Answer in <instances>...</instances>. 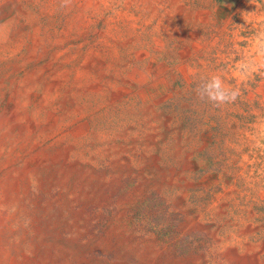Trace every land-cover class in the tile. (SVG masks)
<instances>
[{"label":"rangeland","instance_id":"1","mask_svg":"<svg viewBox=\"0 0 264 264\" xmlns=\"http://www.w3.org/2000/svg\"><path fill=\"white\" fill-rule=\"evenodd\" d=\"M60 2L0 0V264H264V0Z\"/></svg>","mask_w":264,"mask_h":264},{"label":"clouds","instance_id":"2","mask_svg":"<svg viewBox=\"0 0 264 264\" xmlns=\"http://www.w3.org/2000/svg\"><path fill=\"white\" fill-rule=\"evenodd\" d=\"M72 0H61L60 7L67 8ZM196 98L201 102L211 104L214 108L235 103L240 96L238 88L227 86L223 78L213 74L201 80L194 89Z\"/></svg>","mask_w":264,"mask_h":264},{"label":"bare ground","instance_id":"3","mask_svg":"<svg viewBox=\"0 0 264 264\" xmlns=\"http://www.w3.org/2000/svg\"><path fill=\"white\" fill-rule=\"evenodd\" d=\"M3 17V16H2ZM61 45V44H60ZM55 48V47H54ZM57 48V47H56ZM60 48H61V46H60ZM60 56V55H59ZM58 59V58H57ZM95 59V58H94ZM93 59V60H94ZM101 66V65H100ZM56 67V66H55ZM97 70H99V69H97ZM92 73V72H91ZM51 74V73H50ZM108 77V76H107ZM106 77V78H107ZM70 82V81H69ZM40 83V82H39ZM160 85V84H159ZM158 87V86H157ZM91 90H93V87H90V91ZM16 91V90H15ZM14 91V92H15ZM86 92V91H85ZM96 93V92H95ZM123 95H124V90L123 91H121L120 93H118L117 95H116V98H121V97H123ZM151 95V94H150ZM81 96V95H80ZM83 96V95H82ZM87 96V95H86ZM38 100V97L36 96V95H34V94H32L31 95V101L32 102H36ZM67 105H69V104H67ZM10 107V106H9ZM72 108V107H71ZM8 109V108H7ZM43 109V108H42ZM84 110V109H83ZM83 126H79V131H78V134H81V133H83V132H86L87 130H88V127H87V125H84V124H82ZM139 140V139H138ZM116 141V140H115ZM125 141V140H124ZM132 141V140H131ZM128 142V141H127ZM44 147V146H43ZM139 147V146H138ZM127 149V148H126ZM130 149V148H129ZM44 150V149H43ZM48 150V149H47ZM128 150V149H127ZM152 157V156H151ZM154 158H155V156H154ZM127 159V158H126ZM153 159V158H152ZM46 163H48V162H46ZM192 163V162H191ZM194 165V164H193ZM41 166H42V164H41ZM195 166V165H194ZM126 167V166H125ZM151 167V166H150ZM155 167V166H154ZM196 167V166H195ZM32 168V167H31ZM131 168V167H130ZM118 169V168H117ZM122 169V168H121ZM188 169V168H187ZM195 169V168H194ZM198 169H199V167H198ZM28 170H30V169H28ZM196 171V170H195ZM187 172V171H186ZM194 172V171H193ZM106 174V173H105ZM175 174V173H174ZM100 175V174H99ZM108 176V175H107ZM135 176V175H134ZM211 176V175H210ZM213 176V175H212ZM112 177V176H111ZM115 178V177H114ZM212 178V177H211ZM90 180V179H89ZM110 180V179H109ZM79 182H81V181H79ZM112 183V182H111ZM110 183V184H111ZM113 184V183H112ZM159 184H160V182H159ZM167 184V183H166ZM142 186V185H141ZM145 186V185H144ZM172 186V185H171ZM44 187V186H43ZM81 187V186H80ZM76 188V187H75ZM46 189V188H45ZM148 190V189H147ZM45 191V190H44ZM88 191V190H87ZM106 191V190H105ZM209 191H210V189H209ZM77 192V191H76ZM85 192V191H84ZM141 192V191H140ZM145 192H147V191H145ZM80 193V192H79ZM106 195V194H105ZM139 195V194H138ZM150 196V195H149ZM148 197V196H147ZM95 198V197H94ZM122 199V198H121ZM222 199V198H221ZM134 200V199H133ZM205 200V199H204ZM215 200V199H214ZM87 202V201H86ZM237 202V201H236ZM235 202V203H236ZM78 204V203H77ZM135 204V203H134ZM220 204V203H219ZM68 205V204H67ZM127 205V204H126ZM87 206V205H86ZM85 206V207H86ZM132 206V205H131ZM133 206H135V205H133ZM137 206V205H136ZM139 206V205H138ZM142 206V205H141ZM171 206V205H170ZM114 207V206H113ZM167 207V206H166ZM79 208V207H78ZM134 208V207H133ZM132 209V208H131ZM122 210V209H121ZM130 210V209H129ZM169 210H171V209H169ZM196 210V209H195ZM256 210V209H255ZM174 211V210H173ZM190 211V210H189ZM197 211V210H196ZM242 211V210H241ZM66 212V211H65ZM122 212V211H121ZM131 213V212H130ZM146 213V212H145ZM168 213H169V211H168ZM173 213V212H172ZM180 213V212H179ZM195 213V212H194ZM130 215H132V214H130ZM129 215V216H130ZM168 216V215H167ZM174 216V215H173ZM173 216H171V218L173 217ZM249 216H250V214H249ZM114 217V216H113ZM126 217V216H125ZM176 217V216H175ZM131 218H133V216L131 217ZM177 218V217H176ZM181 218V217H180ZM183 218V217H182ZM135 219V218H134ZM169 219V218H168ZM188 219V218H187ZM81 220V219H80ZM125 220V219H124ZM145 220V219H144ZM176 220V219H175ZM181 220V219H180ZM234 220V219H233ZM127 221V220H126ZM57 222V221H56ZM138 222V221H137ZM136 222V223H137ZM140 222H142V221H140ZM144 222V221H143ZM168 222V221H167ZM180 222V221H179ZM197 222V221H196ZM60 223H61V221H60ZM183 223V222H182ZM169 224V223H168ZM110 225H112V224H110ZM143 225V224H142ZM171 225V224H170ZM181 225V224H180ZM213 225V224H212ZM224 225V224H223ZM249 225V224H248ZM251 225V224H250ZM137 226L139 227V225L137 224ZM225 226V225H224ZM234 226V225H233ZM130 227H132V226H130ZM137 227V228H138ZM145 227H147V226H145ZM144 227V228H145ZM154 227V226H153ZM185 227V226H184ZM211 227V226H210ZM46 228V227H45ZM44 228V229H45ZM108 228V227H107ZM151 228H152V226H151ZM155 228V227H154ZM153 228V229H154ZM215 228V227H214ZM41 229V228H40ZM43 229V228H42ZM49 229V228H48ZM147 229V228H146ZM149 229V228H148ZM175 229V228H174ZM197 229V228H196ZM204 229V228H203ZM239 229V228H238ZM132 230H133V228H132ZM137 230H139V229H137ZM200 230V229H199ZM217 230V229H216ZM128 231V230H127ZM148 231V230H147ZM210 231V230H209ZM109 232V231H108ZM133 232V231H132ZM152 232V231H151ZM211 232V231H210ZM209 232V233H210ZM106 233V232H105ZM134 233V232H133ZM185 233V232H184ZM61 234V233H60ZM143 234V233H142ZM155 234V233H154ZM157 234V233H156ZM180 234V233H179ZM158 235V234H157ZM185 235V234H184ZM187 235V234H186ZM195 235V234H194ZM205 235V234H204ZM208 235V234H207ZM211 235V234H210ZM216 235V234H215ZM251 235V234H250ZM258 235V234H257ZM150 236H151V234H150ZM153 236V235H152ZM196 236V235H195ZM200 236V235H199ZM201 236H203L202 234H201ZM143 237V236H142ZM154 237V236H153ZM206 237V236H205ZM134 238V237H133ZM61 239V238H60ZM96 239V238H95ZM137 239V238H136ZM140 239V238H139ZM159 239V238H158ZM202 239V238H201ZM138 240V239H137ZM148 240H150V239H148ZM152 240V239H151ZM193 240H194V238H193ZM198 240H200L199 238H198ZM203 240V239H202ZM207 240V239H206ZM219 240V239H218ZM56 241V240H55ZM112 241V240H111ZM156 241V240H155ZM154 241V242H155ZM214 241V240H213ZM42 242V241H41ZM60 242V241H59ZM113 242V241H112ZM115 242V241H114ZM131 242V241H130ZM136 242V241H135ZM161 242H163V241H161ZM196 242V241H195ZM198 242V241H197ZM95 243V242H94ZM103 243V242H102ZM160 243V242H159ZM167 243V242H166ZM200 243V242H199ZM207 243H209V242H207ZM213 243H215V242H213ZM93 244V243H92ZM117 244V243H116ZM197 244V243H196ZM211 244V243H210ZM108 245V244H107ZM142 245V244H141ZM168 245V244H167ZM173 245V244H172ZM159 246V245H158ZM55 247V246H54ZM145 247V246H144ZM49 248V247H48ZM104 248H106V247H104ZM166 248V247H165ZM205 248V247H204ZM61 249V248H60ZM170 249V248H169ZM179 249V248H178ZM198 249V248H197ZM201 249V248H200ZM57 250V249H56ZM62 250V249H61ZM67 250V249H66ZM41 252V251H40ZM53 252V251H52ZM84 252V251H83ZM175 252V251H174ZM198 252V251H197ZM97 253V252H96ZM214 253V252H213ZM63 254V253H62ZM106 254V253H105ZM160 254V253H159ZM197 254V253H196ZM54 255V254H53ZM68 255V254H67ZM107 255V254H106ZM190 255V254H189ZM50 256V255H49ZM132 256V255H131ZM171 256V255H170ZM174 256V255H173ZM176 256V255H175ZM182 256H184V255H182ZM212 256V255H211ZM227 256H228V258L230 259V260H232V261H234V260H237L238 262H239V264H247V262L249 261V262H253L254 264H258V258H259V256L258 255H252V256H247L246 258L244 257V258H242V259H240L239 258V256H238V254H237V252H236V249L235 248H233L232 250H230V251H228V254H227ZM54 257V256H53ZM87 257V256H86ZM96 257V256H95ZM107 257V256H106ZM189 257V256H188ZM187 257V258H188ZM98 258V257H97ZM113 258H114V255H113ZM215 258H216V256H215ZM56 259V258H55ZM60 259V258H59ZM58 259V260H59ZM67 259V258H66ZM88 259V258H87ZM176 259V258H175ZM223 259V258H222ZM61 260V259H60ZM130 261V260H129ZM134 261V260H133ZM133 261H132V263H133ZM105 262V261H104ZM201 262V261H200ZM252 263V264H253ZM102 264H104V263H102Z\"/></svg>","mask_w":264,"mask_h":264}]
</instances>
